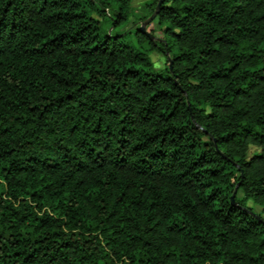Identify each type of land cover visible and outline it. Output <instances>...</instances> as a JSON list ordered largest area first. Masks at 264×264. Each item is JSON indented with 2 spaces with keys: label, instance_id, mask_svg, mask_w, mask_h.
I'll list each match as a JSON object with an SVG mask.
<instances>
[{
  "label": "trees",
  "instance_id": "obj_1",
  "mask_svg": "<svg viewBox=\"0 0 264 264\" xmlns=\"http://www.w3.org/2000/svg\"><path fill=\"white\" fill-rule=\"evenodd\" d=\"M132 1L0 0V264H264V0Z\"/></svg>",
  "mask_w": 264,
  "mask_h": 264
},
{
  "label": "rangeland",
  "instance_id": "obj_2",
  "mask_svg": "<svg viewBox=\"0 0 264 264\" xmlns=\"http://www.w3.org/2000/svg\"><path fill=\"white\" fill-rule=\"evenodd\" d=\"M148 2L149 0H133L132 1L131 10L133 14V19H132V22L123 29H129V28L133 29L135 27H139L142 24V22H144L147 18L150 17L148 16L147 9L145 8V5ZM146 31L150 33L152 36H157V37L160 36L159 26L156 20H153L146 26ZM127 40L129 43H131L133 47H135L136 49H139L137 41L135 40V37H134V33H130L129 36H127ZM148 55L153 64V68L156 71H160L168 65L166 58L162 54L156 51H152V52H149ZM239 196H240V193H239ZM247 206L251 207L254 213L260 214L261 208L257 205H254L251 201L247 202Z\"/></svg>",
  "mask_w": 264,
  "mask_h": 264
},
{
  "label": "water",
  "instance_id": "obj_3",
  "mask_svg": "<svg viewBox=\"0 0 264 264\" xmlns=\"http://www.w3.org/2000/svg\"><path fill=\"white\" fill-rule=\"evenodd\" d=\"M160 4H161V0L158 2L157 6H156V11L149 18H147L144 22H142V24L139 26V31L143 34H146L150 39H153V36L146 31V26L155 19L156 15H157L158 7L160 6ZM168 66H169V68L171 67L170 62L168 63ZM237 189H238V187L236 186L232 195H231V201L232 202L234 201V198L236 196Z\"/></svg>",
  "mask_w": 264,
  "mask_h": 264
}]
</instances>
